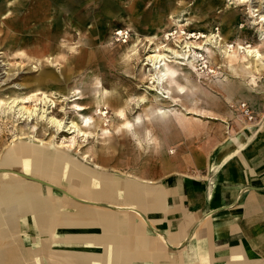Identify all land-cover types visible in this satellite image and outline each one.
Returning <instances> with one entry per match:
<instances>
[{"label": "rangeland", "instance_id": "obj_1", "mask_svg": "<svg viewBox=\"0 0 264 264\" xmlns=\"http://www.w3.org/2000/svg\"><path fill=\"white\" fill-rule=\"evenodd\" d=\"M12 1L0 0V155L2 145L12 137L30 134L66 143L72 153L86 155L111 174L133 175L141 166L153 164L152 157L165 149L175 156L176 150L190 148L201 138L221 140L238 133L242 121L250 128L264 125V23L254 22V7L246 2L143 0L130 8L132 0H107V7L106 0H79L80 7L64 10L61 0ZM35 2L49 5L41 8ZM43 9L46 15L63 13L84 19L78 25L60 17L68 38L59 39L48 58L46 54L22 53L36 49L30 44L41 21L35 14H42ZM261 11L254 14L264 15V9ZM4 19L24 26L26 39L21 48L7 45ZM38 42L41 40L36 39ZM247 45L259 56L238 49ZM156 47L168 56L169 81L163 82V88L171 90L169 99L150 89L152 70L146 57ZM166 48L169 50H163ZM233 54L237 60L245 57L244 65L225 59ZM71 61H76V71L68 69ZM184 90V100L179 101ZM237 90L245 95L238 96ZM212 91L217 93H213L215 99L223 101L221 105L209 98ZM41 93L47 97L45 102L40 101ZM116 96L124 102L117 103ZM16 98L26 100L22 105L36 108L29 119L12 106L10 101ZM244 108L253 118L245 115ZM159 111H170L167 123L154 121ZM82 115H88L87 124L79 123ZM44 116H54L62 123L73 119L87 134L54 132ZM134 127H141L146 135L133 136ZM148 127L152 134L149 147L133 143L131 150L128 139L145 142Z\"/></svg>", "mask_w": 264, "mask_h": 264}, {"label": "crops", "instance_id": "obj_2", "mask_svg": "<svg viewBox=\"0 0 264 264\" xmlns=\"http://www.w3.org/2000/svg\"><path fill=\"white\" fill-rule=\"evenodd\" d=\"M61 1L64 10L81 6L79 0ZM141 1L132 0L130 8ZM42 12L35 14L41 21L30 43L36 49L22 53L48 58L58 40L68 38L60 17L78 25L84 19ZM3 22L9 48H21L26 39L22 23ZM36 39L41 42L36 44ZM77 68L76 61L68 62L69 70ZM208 93L214 104H222L213 97L216 92ZM170 111H159L154 121L167 123ZM239 126L241 131L221 140L204 137L190 148L182 146L175 156L165 149L152 157L153 164L141 166L130 177V194H114L102 184L99 195L95 193L99 181L93 178L86 188L77 180L51 184L18 170L19 166H1V176L15 174L21 184L31 181L35 190L25 204L11 202L0 212V264H264V125L250 128L242 121ZM134 128L133 136L146 135L141 127ZM147 135L145 142L128 139L129 148L149 147L150 127ZM236 135L232 144L225 143ZM243 141L248 142L238 147Z\"/></svg>", "mask_w": 264, "mask_h": 264}, {"label": "bare ground", "instance_id": "obj_3", "mask_svg": "<svg viewBox=\"0 0 264 264\" xmlns=\"http://www.w3.org/2000/svg\"><path fill=\"white\" fill-rule=\"evenodd\" d=\"M241 2L248 3L249 7H251V6L254 7L251 10V16L254 17L255 23H259V24L264 23V15L263 14H260V15L258 13L254 14V12H256V11L262 12L261 10L264 9L263 4H262V3H264V0H260V1H257V0H241ZM262 35L263 34H261L260 36H262ZM186 46L190 47V44H187ZM239 48L244 49L246 55L259 56V53L254 51L255 50L254 48L250 49L248 45L238 47V49ZM163 50L168 51L169 49L166 48ZM185 51L183 53H185ZM152 52H153L152 54H150V55H148V57H146L147 58L146 60H148V63L150 64L149 69L152 70V72L149 73L150 79H151V84H152L150 89L154 90L158 94V96L161 97L162 99H166V98L169 99V98H171V96H170L171 90L167 89V88H163V82L166 83L169 81L168 74H167L168 69L166 67V62H167L168 56L163 52L161 53L159 47L152 49ZM225 59L226 60L232 59L233 61L236 62L237 56L235 54H233V55H230L229 57H226ZM237 61H238V64L244 65L245 57H242L240 60L238 59ZM235 93L238 96L245 95V93L241 90H237ZM158 96H156V97H158ZM39 98H40V101H42V102H45L47 100L45 93H41ZM162 99H159V100H162ZM143 101H144V99H141L140 102H143ZM10 102L13 103L12 106L17 107L16 110H17L18 114H20L21 117H24L26 119H29L28 117H31V115L36 111V108L30 109L27 106L22 105V102H26V100H23V98H19V99L16 98V99L11 100ZM53 104H54V102L51 101L50 105H53ZM50 105H48V106H50ZM244 106L245 105H243V107ZM244 113L249 118L252 117L249 113L248 108H244ZM44 117H45V120L49 123V125L51 127H53L54 132L67 131V132H76L80 135H86L87 134L85 131H83L79 127V123L85 122V124H87L89 122V120H87L88 115H82L79 123L77 121H74L73 119H70L69 121H67L65 123H62L59 119H57L54 116H48V117L44 116ZM88 125H90V124H88ZM237 136L238 135H236L234 137L227 138L226 140L228 142L225 141V143L226 144H232L234 139ZM51 137H53V136L51 135ZM16 140L18 142H15ZM247 142H245V141L241 142L238 145V147H242ZM2 146H4V149L0 155V166H2L4 168L5 167H11L14 165L19 166L20 170L23 171L24 173H26L27 175L32 176V177H37L40 179H45L48 182H50L51 184H55V183H58L60 181H67L68 182L70 180H77L81 183L82 188H86L89 180L91 178H93V179L99 181L97 190H95L96 191L95 193H97L99 195H100L101 190H102L101 189L102 184H104L105 188L107 190H109V192H113L114 194H117V195L118 194H124V193H126V194L131 193V191L128 187V184H129L128 181H130L129 180L130 177L133 176L132 174L126 173V172H124V176L118 175L116 173L111 174V173L107 172L106 167L101 166L99 164L92 162L91 160L86 159L85 158L86 155H81L80 153H78L76 151H75V154L72 153L73 150H71V148L68 147L69 146L68 144L57 143L54 140V138H52L50 140H44L42 138H38V137L30 135V134L29 135H17V136L12 137V140L10 142L4 143ZM4 174L5 173H3V175ZM147 181H150V180H147ZM140 183H141V181H140ZM34 188H35V185L33 183H31V181L23 182L21 184L19 182V180L16 178L15 174H8V175L5 174L4 176L0 175V212L3 211V209L7 205H9L11 202H16L18 204H21V203L25 204L26 202H28L25 200H27V197L29 195L34 193V190H35ZM84 190L85 189H83L82 191H84ZM43 195H44V193H43ZM45 196H43V197H45ZM39 197H41V196H39ZM38 199H40V198H38ZM96 200H98V199H96ZM54 201H55V199H54ZM38 202L40 204V201H38ZM80 205H78V206H80ZM43 207H44V204H43ZM40 209H42V208H40ZM84 210H86V209H84ZM96 211H97V209H96ZM103 218H104V216H103ZM42 223H44V222H42ZM39 224H40V222H39ZM43 226H44V224H43ZM3 244L5 245V243H3ZM42 255H43V253H42Z\"/></svg>", "mask_w": 264, "mask_h": 264}]
</instances>
